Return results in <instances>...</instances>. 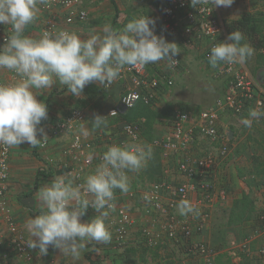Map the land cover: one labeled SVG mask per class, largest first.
<instances>
[{
  "label": "crops",
  "instance_id": "0c3cea01",
  "mask_svg": "<svg viewBox=\"0 0 264 264\" xmlns=\"http://www.w3.org/2000/svg\"><path fill=\"white\" fill-rule=\"evenodd\" d=\"M165 1L80 0L81 7L88 12V18L85 21H77L69 25L64 23L65 10L63 8L54 7L45 10L40 4L38 5L40 7L39 18L26 27L24 34L39 39L46 22L54 18L59 28L69 29V32H75L81 39H88L91 35H103L105 25H111L113 30L120 32L133 18L153 16L160 21V10ZM233 10L235 8L233 9L231 6L215 7L216 14L223 23L224 17H227V14ZM231 18L238 19L239 17L231 16ZM4 27L11 35V27L9 25H4ZM227 31L228 29L225 30V33L228 37ZM168 39L177 45L181 58V66L173 77L174 83L168 85L163 81L161 87L156 91L155 100L150 104L151 112L143 111L142 103L139 102L131 113L132 121L140 120L143 123L144 129L140 143L151 145L153 154L145 168L139 172L128 173L130 191L122 194L116 190L115 193L116 206L130 209L136 220L129 228L126 242L122 245L115 243L112 228L109 226L115 213L109 211L105 223L112 234L110 243L88 242L78 258H74L71 254L66 255L51 246H49L46 255H42L38 249H33L36 261L51 260L53 264H164L189 260L193 264H202L201 258H190L184 247L172 243L160 248L150 247L144 243L141 234V226L144 222L152 215H158L145 206L141 199L143 191L153 182L162 179L173 183L183 180L178 171L181 155L173 153L170 157L165 158L162 147L156 145V141L163 138H174V118L179 111L187 110L196 117L207 109L208 100L206 101L205 97L200 94L202 82L194 84L193 80H189L193 77L192 69L195 64L203 60L202 66L208 67L209 73L211 72L213 75V67H211L209 59L204 56L200 46L188 44L182 35L171 34ZM250 46L254 51L260 50L259 53L254 52L252 58H248L243 64L238 63V67L248 69L252 73L264 95V49L255 47L253 43ZM165 67L164 62H158L146 66V72L152 77H162ZM132 77L131 72L120 73L109 87H106V84L89 83L80 97L68 93L66 87L60 86L59 83L53 84L49 89L40 90L37 99L45 103L48 109L47 119L41 122V126L48 136L49 145L46 148H40V146L33 148L25 143L19 147H12L7 182V198L13 217L19 229L30 240L32 237L26 229V221L46 211L38 197L39 190L50 184L54 177L62 174L55 172L60 163L62 165L64 162H71V156L67 151L72 138L71 134L63 133L59 136H51L50 127L57 119L64 118L73 109H82L85 120L79 128V132L84 139L95 145L96 148L91 153L95 160L100 150H107V146H105L106 134L118 133L121 124L127 121L122 118L121 114L129 109L123 113L120 112L116 117L110 116L109 111L120 105L121 97L127 86L134 87ZM18 79L16 73L0 69V84H11ZM222 81L224 87L221 94L223 95L227 90V85L224 79ZM192 85L195 87L191 88ZM143 92H146V89ZM212 105H209L208 108ZM249 112L242 116L223 113L221 117L220 130L222 134L226 135L231 150L229 157L218 165L217 176L219 182L228 189L229 195L226 200L218 199L210 205V216L203 232L193 236L194 240L206 241L216 248L217 264H262L264 261V257L258 254L259 249L264 246V233L255 237L250 243L252 254L249 255L241 249V244L246 236L253 233L258 226V218L261 211L264 210V203H262L257 216L253 215L254 207L253 210H248L242 222L230 224L232 211L240 205L246 195H249L252 200L254 198L253 206L256 203L257 195L262 196V201H264V194L259 189L260 181L264 177V118L261 123H256L253 120L252 127L248 128L241 121L248 118ZM95 115L105 116L108 125L106 128L96 129L92 132V119ZM85 130L90 134L84 135ZM207 141L210 140L199 137L191 153L197 155L208 151L210 148L205 145ZM48 156L55 159V165L51 169L46 165ZM95 161L94 167L100 164L97 160ZM94 170L87 171L84 178ZM131 192H134V197L130 196ZM97 214L96 210L88 208L86 214L81 217V222H88ZM9 238L10 231L5 214L0 210V258L2 259L4 253L9 252L10 255L9 258L3 259L2 264H29L15 255Z\"/></svg>",
  "mask_w": 264,
  "mask_h": 264
},
{
  "label": "clouds",
  "instance_id": "9594fccd",
  "mask_svg": "<svg viewBox=\"0 0 264 264\" xmlns=\"http://www.w3.org/2000/svg\"><path fill=\"white\" fill-rule=\"evenodd\" d=\"M205 2L191 0V6ZM233 2L211 0L215 7H230ZM45 3L46 0H0V24L11 27L10 37L0 46V69L19 77L14 83L0 84V145L10 148L25 143L35 148L48 137L41 126L48 109L37 99L40 90L59 83L68 93L80 97L89 83L111 84L125 66L142 69L158 62L168 66L179 53L174 42L156 35V21L148 16L133 18L120 32L105 25L103 35H91L88 39L66 30L46 31L39 39L25 35L26 27L39 18L38 5ZM243 40V34L236 30L226 41L216 43L208 57L211 67L220 62L245 63L254 49ZM262 115L264 112L252 109L241 122L251 128L253 120L256 122ZM107 125L105 116L95 115L91 131ZM89 134L84 131V135ZM152 154L151 145L144 143L110 145L94 172L84 178V193L70 175L54 177L38 192L46 211L26 221L32 237L28 247L46 255L51 246L78 258L88 242L110 243L112 234L105 220L114 209L116 190L128 193V173L145 168ZM89 207L98 214L88 222H81ZM177 208L182 216L199 215L188 199H181Z\"/></svg>",
  "mask_w": 264,
  "mask_h": 264
},
{
  "label": "built area",
  "instance_id": "2783aa9c",
  "mask_svg": "<svg viewBox=\"0 0 264 264\" xmlns=\"http://www.w3.org/2000/svg\"><path fill=\"white\" fill-rule=\"evenodd\" d=\"M42 7L45 10L54 7L63 8L65 10L64 23L67 25L85 21L88 18V12L81 7L80 0H46ZM160 13V21L153 16H148L156 21V35L163 36L168 42H171L168 39L169 35H182L188 44L200 46L207 58L216 43L227 39L225 25L216 14L215 6L211 0L196 7L191 6V0H166ZM60 30L69 31L67 28H59L55 18L50 19L44 25L41 36L46 31L56 33ZM9 37L10 33L3 24H0V46L5 44ZM174 59V62L166 65L163 79L147 74L146 66L153 64L146 65L142 69L123 67L120 73L131 72L134 87H126L120 104L124 105L126 109L133 108L139 101L152 104L156 91L161 87L163 81L168 85L174 83L173 77L181 66V58L177 54ZM213 76L224 79L227 85L225 93L217 98L211 107L196 117L187 110L179 111L174 118V138H163L156 141V145L162 147L165 158L170 157L173 153L181 155L178 171L183 180L179 183H173L167 179L153 182L143 191L141 198L149 210L158 213V215H152L141 226L144 243L153 248H160L168 243L184 247L190 258H201L202 264H217V250L206 241L194 240L193 236L203 232L210 216V205L218 199L226 200L229 195L228 189L219 182L217 176L218 165L229 157L231 150L226 135L222 134L220 130L221 117L223 113L242 116L252 109L264 112L263 91L249 70L238 67V63L229 65L220 62L213 68ZM110 85L106 84L105 86L109 87ZM144 89L146 92H143ZM119 114L118 107L109 111V115L112 117ZM263 117L264 115L256 122L261 123ZM84 120L83 110L73 109L64 118L57 119L49 129L51 136H59L63 133L71 134V142L67 149L68 155L71 156V162H64L62 165L60 163L55 172H61L62 174L59 176L70 175L71 178H74V183L81 186L82 193L85 191L83 186L86 172L96 168V166L94 167L95 160L101 163V156L105 152V150H100L94 160L91 153L95 150V145L84 139L79 132ZM143 129V123L140 120L126 121L121 124L118 133L106 134L105 146L108 148L113 144L140 143ZM199 137L209 139L216 145L215 150L197 155L192 154L193 146ZM48 145L49 140L46 137L39 146L46 148ZM10 153V147L0 145V210L5 214L8 224L10 245L15 255L29 264H53L51 260L36 261L33 249L28 247L30 239L19 229L13 217L7 198ZM89 155L92 156L91 160L88 159ZM54 163V158L46 157L47 167L51 169L55 165ZM259 189L264 194V177L260 181ZM193 195L195 196L193 197ZM130 196L134 197V192H131ZM88 198L91 199V196ZM181 199H188L199 210V215L181 216L177 208ZM113 203L114 209L110 211H113L115 216L111 219L109 226L112 228L115 243L122 245L127 240L130 226L136 220L130 209L124 206L117 207L115 199ZM261 233H264V210L259 215L258 226L253 233L246 236L241 244V249L249 255L252 254L250 243ZM258 254L264 257V246L259 249ZM9 256V252L4 253L2 259L0 258V264L3 259L9 258ZM165 264L193 263L189 260H182Z\"/></svg>",
  "mask_w": 264,
  "mask_h": 264
},
{
  "label": "rangeland",
  "instance_id": "374dc122",
  "mask_svg": "<svg viewBox=\"0 0 264 264\" xmlns=\"http://www.w3.org/2000/svg\"><path fill=\"white\" fill-rule=\"evenodd\" d=\"M231 7H233V9L235 8V10L227 14V17H224L223 20L226 25V30L228 29L227 34L229 35L228 24L234 20H237L236 18H231V16L239 17L238 19H240L244 13H251L252 16L256 17V19L259 21L260 27L258 28V30H261L262 32L257 33L256 31L252 33L250 30L245 34H248L249 37H251L252 34V40L249 38V45H251L252 43L257 44L259 42V39L264 37V0H234ZM259 51L260 50H255L254 52L257 54L259 53ZM202 58L204 59V57ZM202 61L195 64L194 68L192 69L193 77L189 80H193L192 82H194V84L199 81L202 82V87L199 86L201 88V93H199L202 94L203 97H205L206 101L208 100V104L206 105V108H208L209 105H212L216 101V99L222 95L221 93L224 87V83L222 81L223 79L214 77L211 72L209 73L210 70L208 69V67L202 66V64L204 63ZM192 87L195 86L192 85L191 88ZM195 90L197 91V89H194V91ZM207 142L205 143V145L208 146L207 148H210L209 150L211 151L215 150L216 145L211 143L210 141ZM255 201L256 203L254 204L255 209L253 211V215L257 216L264 201H262V196L259 197V195H257V199L255 198Z\"/></svg>",
  "mask_w": 264,
  "mask_h": 264
},
{
  "label": "trees",
  "instance_id": "16d2710c",
  "mask_svg": "<svg viewBox=\"0 0 264 264\" xmlns=\"http://www.w3.org/2000/svg\"><path fill=\"white\" fill-rule=\"evenodd\" d=\"M259 27H260L259 21L256 19V17H253L251 13H244L240 19L234 20L228 24L229 34L232 33L233 31L239 30L244 37L242 43H247V44L250 43L249 40L252 38V34L251 37H249V35L245 33H248L250 30L252 33L256 31L257 33H261L262 31L258 30ZM255 47L264 49V37L259 39V42L255 44ZM260 55H262V53H260ZM139 102L142 103L143 111L151 112L152 109L149 104H146L144 101H139ZM133 108L129 109V111L125 112L124 114H121L122 118L127 121H132L133 115L131 113L133 112ZM253 208H254L253 200L249 195H246L240 202V205H238V207L232 211L230 224L242 222L245 219L248 210L250 209L249 211H251L253 210Z\"/></svg>",
  "mask_w": 264,
  "mask_h": 264
},
{
  "label": "water",
  "instance_id": "95a60500",
  "mask_svg": "<svg viewBox=\"0 0 264 264\" xmlns=\"http://www.w3.org/2000/svg\"><path fill=\"white\" fill-rule=\"evenodd\" d=\"M118 108H119L120 112H122V113L126 111V107L124 105H122V104H120L118 106Z\"/></svg>",
  "mask_w": 264,
  "mask_h": 264
}]
</instances>
